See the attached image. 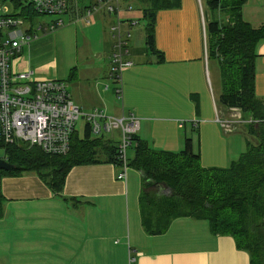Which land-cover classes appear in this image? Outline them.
<instances>
[{
  "label": "crops",
  "instance_id": "1",
  "mask_svg": "<svg viewBox=\"0 0 264 264\" xmlns=\"http://www.w3.org/2000/svg\"><path fill=\"white\" fill-rule=\"evenodd\" d=\"M94 3L90 0L79 8L69 0L64 15L76 26L72 40L75 58L68 59L60 72L51 67L34 74L40 80H65L72 100L85 108L102 101L111 91L98 61L107 50L110 53L113 39L117 41L113 27L118 23L122 27L120 13L101 10L86 18L85 9ZM177 9L175 13L161 10L157 16L156 44L164 52V62L156 61L145 50L143 54L150 60L145 64L143 59L138 65L128 49L124 60L129 69L121 72L122 87L114 86L123 98L120 112L122 116L134 115L139 121L136 134L148 144L156 124L166 125L172 136L162 146L155 141V150L181 151L186 135L195 132L196 138L195 128L213 132L222 148L209 153L202 147V164L224 167L227 161L230 164L234 160V150L231 137L223 139L215 122L220 123V117L216 116L214 78L219 94L222 85L220 71L215 66L212 74L207 59L206 18H211V12L204 11L203 0H182ZM243 14L250 23L249 17L261 20L264 0H248ZM61 19L64 26L65 20ZM78 29L82 30L81 37ZM123 32H130L131 38L129 28ZM257 53L256 94L264 100V40L258 44ZM19 59L21 55L15 61L16 70H32L27 62L19 66ZM113 67L111 63L110 72ZM114 82L118 83L115 78ZM239 148L235 150L242 154ZM212 155L221 160L210 161ZM122 171V167L105 162L74 166L66 178L63 197L54 194L36 174L3 177L0 264H250L248 252L238 249L231 236L212 234L206 220L179 218L166 233L148 235L142 226L139 198L138 206L134 200L130 205V196L135 195L134 182L139 177L142 187V174L138 170L128 174L126 170V179L122 180L118 178Z\"/></svg>",
  "mask_w": 264,
  "mask_h": 264
},
{
  "label": "trees",
  "instance_id": "2",
  "mask_svg": "<svg viewBox=\"0 0 264 264\" xmlns=\"http://www.w3.org/2000/svg\"><path fill=\"white\" fill-rule=\"evenodd\" d=\"M136 1L147 20L146 51L164 62L165 55L156 44L158 12L180 7L182 0ZM247 1L203 0L205 11L211 12V18H206L207 56L220 71L223 106L227 110L240 108L245 120H262L264 100L256 94L255 80L264 23L254 26L245 19ZM244 125L247 150L223 168L203 166L193 135L185 136L181 151L170 152L153 149L135 133L131 144L135 143L134 156L124 160L120 142L94 135L88 123L83 136L75 129L66 155L48 154L38 146L7 145V160L15 169H0V182L6 176L36 174L54 194L63 197L66 178L74 166L105 162L123 168L126 164L142 174L139 209L148 235L166 233L179 218L206 220L212 234L231 236L238 249L248 252L250 264H264V122ZM194 130L200 137L199 129ZM161 188L168 191L161 192ZM3 214L0 190V217Z\"/></svg>",
  "mask_w": 264,
  "mask_h": 264
},
{
  "label": "built area",
  "instance_id": "3",
  "mask_svg": "<svg viewBox=\"0 0 264 264\" xmlns=\"http://www.w3.org/2000/svg\"><path fill=\"white\" fill-rule=\"evenodd\" d=\"M29 5L31 13H28ZM121 6L122 0H95L86 9V18L101 10L119 13ZM68 7L69 0H0V149L4 152L0 159L7 160V145L38 146L48 154H68L71 150V137L81 115L86 116L96 136L121 128L122 140L119 146L123 159H126L132 135L139 129V121L132 113L115 118L107 115L104 110L95 109L83 114L72 100L65 81L55 78L35 79L33 70L15 69L17 54L25 44L38 37L32 25L25 29L24 26L36 14L60 16L67 12ZM128 9L132 10V6L128 5ZM62 25L63 20L58 18L51 24H40L39 30L46 33ZM113 31L118 42L113 55L111 76L119 82L122 68L128 64L124 57L129 54L126 46L130 32L124 33L120 23L113 27ZM228 111L233 119L220 118L227 133L236 130L234 124L264 122V119L253 117L245 120L240 108ZM122 169L118 178L123 180L126 179V164ZM130 260L134 262L135 257L131 255Z\"/></svg>",
  "mask_w": 264,
  "mask_h": 264
},
{
  "label": "rangeland",
  "instance_id": "4",
  "mask_svg": "<svg viewBox=\"0 0 264 264\" xmlns=\"http://www.w3.org/2000/svg\"><path fill=\"white\" fill-rule=\"evenodd\" d=\"M73 4V6H78L79 8L84 7L86 5L89 4L90 0H70ZM128 3H130L133 7L132 10L128 9ZM205 5H203V9L205 11ZM179 8V7H178ZM202 9V7H201ZM169 10V9H166ZM171 11H169V13H175V12H179L177 11V8H173L170 9ZM86 11V9H85ZM207 11V10H206ZM203 12V10H202ZM120 20L122 21V29L124 28H129V30L132 32L131 34V38L129 37L128 39V46H126V48L130 49V52H132L131 56L133 61L140 65L139 63H141V61L143 59H145V64H147L150 60V57H146L143 54L146 50V25H147V20L144 18L143 16V11L141 8V5L136 1V0H124L122 2V6H121V10H120ZM201 13V11H200ZM202 14V13H201ZM63 18L65 20V24L64 26L56 29V30H48L46 33L39 30V25L43 24V25H48L51 24L52 21L58 19V18ZM114 18L116 20V16L114 15ZM249 19L251 20V22L255 25H261L260 23H263L262 21H264V17L260 19H256V18H252L249 17ZM127 20V21H125ZM133 22V25H129V23ZM161 24V23H160ZM160 24L158 25V28L160 26ZM32 25L33 27V32L38 34L37 38H33L31 40V42L29 44H25L23 46V51L19 52L15 58H18L19 55H21V59H19V66L21 63V66L23 65L24 62L30 63V67L32 68V70H34L35 73H38L40 71H46L49 68H54L56 67L57 71H62V66L65 62L68 61V59H73L75 58L76 52H75V48H74V44L72 43L73 37H74V30L73 28L76 27L75 25L69 23V19L67 18V15H42V14H36L33 16L31 22L27 23L24 26L25 28H29ZM80 26L83 28V25L80 24ZM78 28V27H77ZM78 31V36L81 37L82 30H77ZM114 34V32H113ZM18 39L20 40L21 37L19 36ZM113 45L110 48V53H108V50L105 52V54L102 56V58L98 61V63L102 64V70L105 71V75L107 76L108 82L111 85V91H109L107 93V95H105L103 97L102 101H98L95 102V104L90 107V108H85V107H80L81 112L83 114H87L90 113L92 111H95V109H100V110H104L106 112L107 115L115 117V118H119L120 116H122L121 114V109H122V105H123V98L118 95L116 93V88L115 87H122V84L120 82L115 83L114 82V78L111 76V63L113 62V55L115 52V48H114V43H116V40L113 39ZM117 42H118V38H117ZM157 43V41H156ZM99 48V46H98ZM104 47L103 50L104 51ZM102 51V53H104ZM164 53V52H163ZM154 55H151V57H153ZM82 56H80V60H81ZM157 59V57H156ZM208 59V56H207ZM210 61V66H211V70H212V74H213V69L216 66V62L214 59H210L208 60ZM129 66H124L122 68L121 72H125L126 70H128ZM214 90H217V94H216V101H217V106H218V110L216 113V116L222 118V119H233V117L226 111L225 107L223 106V104L220 101V94L219 91L220 89L218 88L217 84H216V78H214ZM61 80V79H60ZM65 81V80H63ZM66 82V81H65ZM67 84V82H66ZM115 86V87H114ZM76 104V103H75ZM217 108V107H216ZM225 109V110H224ZM128 113V112H127ZM126 113V114H127ZM225 116L227 118H225ZM248 117L245 114V118ZM215 122L217 123L220 132L222 133V138L224 139L225 137H231L230 142L232 140V144L234 145V147L236 148V146H239L240 151L245 152L247 150V136L245 135V130H246V124L245 122H243V126L242 129L241 125L242 124H234V130L233 132H229L226 133L224 132V127L221 125V122L219 123L218 120H215ZM88 123V120L86 118V116L81 115L80 118L77 120V124H76V130L79 132L80 136L84 135V131H85V126ZM166 125L164 123H157L156 127L152 133V137L149 144L152 146V148L157 149L156 147L158 146H162L165 145L166 141L169 140L168 138H170L172 136V134L167 131V129L165 128ZM240 129V130H239ZM191 131V130H190ZM193 131V130H192ZM195 132H192V135ZM196 138H194V140L196 139L197 141V148L198 150H200L202 152V147H204V151L206 152H213V151H218L220 150L222 147L220 145V143L218 142V135L213 134V132H209L206 129H204V131L201 132V130H199V134L200 137L198 136V132H196ZM189 134H191L189 132ZM203 134V135H202ZM105 136L107 138H110L113 142L115 143H119L122 140L121 137V128H116L113 130V132L110 133H105ZM194 137V136H193ZM253 141V139H251ZM155 141H157V145L155 146ZM232 145V149L234 150L233 152V158L232 159H237L241 154L240 152H236L235 148ZM134 146L135 143L133 144V146L129 145V147L127 148L126 151V156L127 159H131L134 156ZM242 149V150H241ZM166 151V150H165ZM242 152V153H243ZM4 155L3 150L0 149V157ZM221 159L218 156H210V161H220ZM229 162L227 161L224 167H228ZM213 167H222L219 165H215ZM223 167V168H224ZM131 172H138L135 169L132 168H128L127 169V173L128 174H132ZM133 174H138V173H133ZM137 176V175H135ZM139 176V175H138ZM135 184V195L132 198V196H130V205L132 207V202L134 200V204L136 206H138V198L140 196V191H141V177H139L138 179L135 180L134 182ZM2 186V182L0 184ZM161 192L164 191H168L167 188H161L160 189ZM118 242V241H117ZM15 261V260H14Z\"/></svg>",
  "mask_w": 264,
  "mask_h": 264
},
{
  "label": "water",
  "instance_id": "5",
  "mask_svg": "<svg viewBox=\"0 0 264 264\" xmlns=\"http://www.w3.org/2000/svg\"><path fill=\"white\" fill-rule=\"evenodd\" d=\"M0 169H4L7 171H12L15 169V165H12L7 160L0 159Z\"/></svg>",
  "mask_w": 264,
  "mask_h": 264
}]
</instances>
